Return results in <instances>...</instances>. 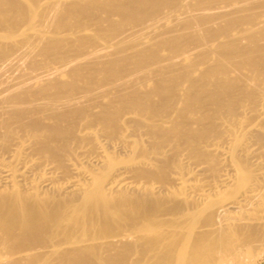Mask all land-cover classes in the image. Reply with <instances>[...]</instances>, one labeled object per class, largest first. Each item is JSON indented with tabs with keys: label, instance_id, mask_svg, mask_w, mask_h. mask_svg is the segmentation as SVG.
Wrapping results in <instances>:
<instances>
[{
	"label": "bare ground",
	"instance_id": "1",
	"mask_svg": "<svg viewBox=\"0 0 264 264\" xmlns=\"http://www.w3.org/2000/svg\"><path fill=\"white\" fill-rule=\"evenodd\" d=\"M263 251L264 0H0V264Z\"/></svg>",
	"mask_w": 264,
	"mask_h": 264
},
{
	"label": "rangeland",
	"instance_id": "2",
	"mask_svg": "<svg viewBox=\"0 0 264 264\" xmlns=\"http://www.w3.org/2000/svg\"><path fill=\"white\" fill-rule=\"evenodd\" d=\"M121 157V156H120ZM124 159V155H122V160ZM128 181V180H127ZM131 233L133 234V235H136L137 233L136 232H128V234L129 235H131ZM119 252V251H118ZM117 252V253H118ZM116 253V255H119V257H121L120 256V252H119V254H117ZM122 255V254H121ZM128 255L129 254H127V255H122V256H126V258L125 259H127V261H131V260H135V259H137L138 257H139V255L137 254V252H132V253H130V255H129V257H128ZM133 255V256H132ZM248 256H250V255H248ZM123 257V258H124ZM251 257V256H250ZM262 260H264V251L260 254V255H258V257H256V259L255 258H253L252 259V257H251V259H246V257L245 258H242L239 262H234V263H231V264H258L260 261H262ZM127 263V262H126ZM125 264V263H124Z\"/></svg>",
	"mask_w": 264,
	"mask_h": 264
},
{
	"label": "crops",
	"instance_id": "3",
	"mask_svg": "<svg viewBox=\"0 0 264 264\" xmlns=\"http://www.w3.org/2000/svg\"><path fill=\"white\" fill-rule=\"evenodd\" d=\"M258 264H264V260L260 261Z\"/></svg>",
	"mask_w": 264,
	"mask_h": 264
}]
</instances>
